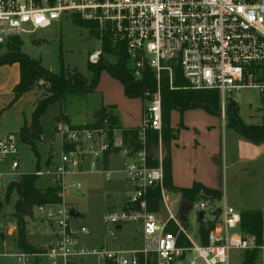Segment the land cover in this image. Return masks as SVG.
I'll use <instances>...</instances> for the list:
<instances>
[{"label": "built area", "instance_id": "1", "mask_svg": "<svg viewBox=\"0 0 264 264\" xmlns=\"http://www.w3.org/2000/svg\"><path fill=\"white\" fill-rule=\"evenodd\" d=\"M66 18L94 24L114 46L123 43L132 78L140 79L147 69L156 89L145 94L134 138L123 134L110 109L90 125L55 124L62 150L49 174L60 198L69 188L82 190L80 181L68 185L70 177L99 173L110 180L113 172L104 163L114 154L123 158L119 173L131 189L118 207L106 209L100 241L92 244L82 243L90 230L76 224L67 204L34 206V217L48 226L52 236L39 255L51 264H230L231 251L259 248L253 236L241 231L240 214L223 197L215 200L203 191L190 202V212L196 222L203 214L206 244L190 238L188 217L185 223L179 219L181 196L164 188L160 161L157 167L147 164L146 134L151 130L160 135L159 83L167 76L173 89L175 69L187 89L217 92L222 119L234 93L264 91V0H0V48ZM100 56V50L89 53L88 63L96 65ZM19 143L18 133L0 136V162L7 161L12 172L19 167ZM33 174L40 178L48 173L37 169ZM156 187L164 218L148 209L147 191ZM181 238L190 245H179ZM255 264H264V259Z\"/></svg>", "mask_w": 264, "mask_h": 264}, {"label": "rangeland", "instance_id": "2", "mask_svg": "<svg viewBox=\"0 0 264 264\" xmlns=\"http://www.w3.org/2000/svg\"><path fill=\"white\" fill-rule=\"evenodd\" d=\"M75 21L76 19L66 18L61 23L54 22L49 28L38 30L33 35H23L21 38L11 39L6 46L0 48V54L6 53L13 46H20L21 52L38 60L41 66L49 69L51 72L59 73L61 66L65 69L67 76L77 71L89 85L92 81L93 73L88 67V54L95 50H100L101 56L99 62L101 63H112L115 61V57L103 52L101 35L99 37L91 35L88 29L77 25L78 22ZM108 44L112 48L115 47L110 39L108 40ZM131 66V62L127 63V67ZM40 81H42L43 86H38ZM35 88H41L46 93L48 84L44 80H38ZM232 98L238 110L237 115L242 122H245V124L262 122L261 109L264 107V91L260 92L253 89L241 90L234 93ZM65 99L66 102H63ZM101 101L103 103H114L122 120L124 121L125 119L126 123L129 124H136L140 120L142 106L145 105V102H141L139 98L129 99L125 97L121 83L110 77L105 70H101L95 92L74 97L68 96L62 99L61 103L57 102L47 108L45 114L40 119L42 136L45 140L53 141V146L59 152V136L53 131L54 117L63 111L70 116L85 115L87 119L91 118L94 111L101 106ZM183 122V117L180 113L177 111L170 113L169 124L171 126L180 128ZM225 122L227 127L229 125L227 117H225ZM173 130L176 132L177 129ZM234 140L235 135L228 127L221 137L222 158L225 156V152H229ZM48 152L49 145L46 141L36 143V155L29 150L27 145L20 142L18 147L19 156L17 157L19 160L18 170L12 172L7 161L0 162V202L3 203L0 208V233L3 232L6 238L5 245L0 244V264H51L46 257L39 255L48 245L47 238L42 235H38L37 237L34 253L31 256H26L24 259L20 258V252L14 245V235L8 236L10 227L15 223L13 213L16 193L12 192L9 198L4 201L8 182L18 179V175L20 174L35 172L39 167L48 174L38 178V186L40 188H49L53 185V177L46 168ZM221 179L220 190L222 196L226 197V201L229 204L242 202V200H239L240 195L233 192V186L229 182L228 171L223 167ZM71 181L72 183L80 181L82 183V190L80 192L71 190V196L68 198L70 202H65V197L63 196L60 198V204H67L72 207V203H74V206L79 209L80 216L77 218L76 224L85 225L89 228L90 235L84 237V242L82 243L90 244L95 238L101 236L103 231L102 216L106 209L118 207L120 193L129 191L131 187L125 181H121L120 174L112 175L110 180H105L101 175L91 174L75 177ZM76 208L72 207L75 211L77 210ZM159 213L160 218L165 217L162 206H160ZM26 214L30 213L26 212ZM194 215V212H189L187 215L186 230L194 242H200L196 229L197 224L199 228V223L197 222L196 224ZM205 217L209 219L210 215L206 214ZM22 221L25 234L26 224L36 222V219L31 216L29 218L22 217ZM137 245L140 246V241H138ZM244 254L245 252L242 251H231L230 264H241Z\"/></svg>", "mask_w": 264, "mask_h": 264}, {"label": "trees", "instance_id": "3", "mask_svg": "<svg viewBox=\"0 0 264 264\" xmlns=\"http://www.w3.org/2000/svg\"><path fill=\"white\" fill-rule=\"evenodd\" d=\"M80 25L89 30L90 34L99 37L100 33L95 28V25L75 18ZM102 37V50L105 53L115 57L112 63L98 62L96 65L88 63L89 69L93 73L91 83L88 85L83 76L74 71L70 76H67L65 69L61 66L58 74H54L43 66L38 60H35L25 53L21 52L20 46L9 48L4 54H0V67L6 65L17 64L19 67V83L15 86L14 100H17L23 94L30 92L35 88L38 80H44L48 84V88L44 97L37 103L35 110L32 113L31 121L28 126L24 125L18 132L20 142L28 146L29 150L36 155V142L44 141L40 124L41 117L45 114L47 108L68 96H79L92 93L95 91L99 73L105 70L110 77L119 81L123 87L125 97L129 99L139 98L146 100V93H153L156 89V80L150 71L147 69L142 72V76L138 80H134L127 68V55L124 44L117 43L114 48L108 44L109 36L104 33ZM15 39V38H14ZM60 59V58H59ZM160 96H161V116L162 130L160 135L157 132L149 130L146 134L148 166L157 167L159 162L155 158L159 144L161 145L162 158L161 167L163 171V186L172 193L179 194L181 199L193 202L200 191H203L212 199L219 200L222 197L220 190L206 188L200 184H193L191 188H176L171 182V158H170V143L177 139L178 130H173L169 124V116L172 111H177L182 115L185 111L202 109L206 113L219 116L221 115L219 107V97L216 91H193L186 88V83L180 76L178 69L174 70V79L172 81L173 89L169 87L167 76H162L160 79ZM104 109H100L96 116H102ZM238 110L235 102H230L225 109L224 115L228 119L227 127L235 130L244 139L261 144L264 140V107L261 109V124L247 125L238 117ZM238 119V120H237ZM63 116L59 115L55 118V122L62 121ZM116 123V119H114ZM231 122V123H230ZM123 134L135 137V130H123ZM38 178L33 174H24L17 181L9 182L6 186L5 199L6 201L12 192H15L17 199L14 206L13 216L16 218L17 227V245L25 254H33L35 249L26 243L22 217L27 210L36 205L44 204H60L61 199L58 196V188L49 187L44 190L38 189L35 182ZM146 199L148 202L149 211L157 212L160 209V194L159 188H152L147 191ZM3 203L0 202V208ZM199 229L198 234L200 243L206 244L207 228L198 219ZM240 229L243 233L251 235L255 238L256 245H262V214L260 211L243 212L240 214ZM174 231V229L172 230ZM179 245L188 246V241L184 238L179 240ZM258 248L246 251L241 264H254L258 258Z\"/></svg>", "mask_w": 264, "mask_h": 264}, {"label": "crops", "instance_id": "4", "mask_svg": "<svg viewBox=\"0 0 264 264\" xmlns=\"http://www.w3.org/2000/svg\"><path fill=\"white\" fill-rule=\"evenodd\" d=\"M47 70L50 71L49 69ZM54 74H58V73H54ZM18 83H19V67L17 64L0 67V136L8 133H18L19 130L24 125L28 126L31 121L32 113L35 110L37 103L45 95V92H43L41 88H34L30 92L23 94L17 100H14L13 90ZM63 102H66V99ZM141 102L144 101L141 100ZM144 106H142V110ZM100 109L112 110L114 119H116V124L122 131L135 129L139 125L140 120L136 124L126 123L127 121L124 118H123L124 121L122 120L120 113H118L117 106L114 103H103L102 101L99 109L95 110L92 117L88 119L87 117H85V115L70 116L69 114L63 111H61L59 115L63 116L64 120L62 121L68 123L73 127H79L83 125L92 124L95 121V118L97 117L96 113ZM59 115L55 116L53 120L54 133H56L54 129L56 124L55 118L58 117ZM182 117L184 122L182 123L180 128H176L175 126L170 125L172 129L178 130L177 139L171 141L170 143L172 185L176 188L188 189L191 188L193 184H200L206 188H210L213 190H220L222 184V179H221L222 167L227 169L229 175V182L231 186H233V192L239 194L240 195L239 200H242V202L240 203L232 202L233 204L231 203L229 204L226 201L229 207L238 214H241L243 212H253V211H260L262 214V245L258 248L259 252H258L257 260L264 259V140L261 144L252 143L241 137L235 130L230 128V131L235 135V140L233 142L232 147H230L229 152L228 153L225 152V156L222 158L221 137L225 129L228 128L226 127L225 118L222 119L221 115L220 117L210 115L205 111H203L202 109L185 111L182 114ZM260 123L261 122H253L251 124H247V123L246 124L259 125ZM44 141L48 142L49 145L46 168L50 170L51 164L53 163L55 164L58 161V155L62 150L61 140L59 137V142H58L59 152H57L56 147L53 146V141L50 142L47 139L45 140V138ZM240 142H247L253 146L261 145L262 152L254 159L243 160L239 156L238 146ZM257 152H258L257 149L250 148L247 151V155L252 156ZM155 158H157L158 161H161L162 151H160L159 153V146ZM122 163H123V158L120 155L114 154L107 158L106 162L104 163V167L110 169L113 172V175H116V174H120L119 170L122 167ZM99 167L101 168V166ZM38 169L41 168L39 167ZM26 174H31V173H26ZM21 175L24 174H20L18 176L20 177ZM87 175H91V174H87ZM96 175H101V174L96 173ZM73 178L75 177H70L66 180L69 186L73 184L71 181ZM18 179L14 181H17ZM121 181H124L122 176H121ZM36 183L38 189L41 190L46 189V188H40L38 186V179ZM71 190L72 188H69L68 194L64 195L65 202L66 201L70 202L68 198L71 196ZM124 193L125 192L120 193L118 206L121 203V199ZM176 195L178 196L179 194ZM222 197L224 199L226 198L224 196ZM16 199H17V195H16ZM72 204H73L72 207L76 208L74 206V203ZM29 209L30 210L29 211L27 210V212H29L30 214L25 215L24 218H29L31 216L32 218L36 219V222H31L29 224H26V232H25L26 243L29 246L36 248L35 245L37 244V237L38 235H42L47 238L48 241L47 244L50 245L52 242V236L48 226L44 222L34 217L33 207ZM76 211L80 216L79 209H77ZM14 222H15L14 225L11 226L8 231V236L11 237L14 235V239H13L14 245L16 249L19 250L20 252L19 256H20L25 253L17 245V227H16L15 217H14ZM196 229L198 231V224L196 225ZM0 234H1L0 244L5 245L6 243L5 235L3 232ZM98 241H100V237L95 238L92 243L94 242L96 243ZM92 243L90 242V244ZM25 255L31 256L32 254H25Z\"/></svg>", "mask_w": 264, "mask_h": 264}, {"label": "water", "instance_id": "5", "mask_svg": "<svg viewBox=\"0 0 264 264\" xmlns=\"http://www.w3.org/2000/svg\"><path fill=\"white\" fill-rule=\"evenodd\" d=\"M239 156L241 159L243 160H251L254 159L255 157H257L261 152H262V146H253L247 142H240L239 143ZM250 148H255L258 150V152L252 156L247 155V151ZM30 209H28L29 211ZM191 211V203L185 199H182L180 202V208H179V219L181 220L182 223H185L187 220V215L189 214V212ZM70 215L74 218H78L79 214L77 211H75L74 209L70 210ZM203 217V214H199V218L201 219Z\"/></svg>", "mask_w": 264, "mask_h": 264}]
</instances>
